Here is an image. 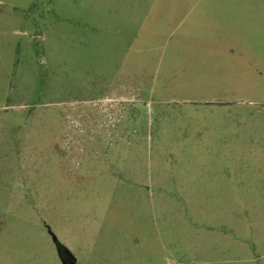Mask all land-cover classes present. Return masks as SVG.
Returning a JSON list of instances; mask_svg holds the SVG:
<instances>
[{
    "label": "rangeland",
    "instance_id": "374dc122",
    "mask_svg": "<svg viewBox=\"0 0 264 264\" xmlns=\"http://www.w3.org/2000/svg\"><path fill=\"white\" fill-rule=\"evenodd\" d=\"M264 264V0H0V264Z\"/></svg>",
    "mask_w": 264,
    "mask_h": 264
},
{
    "label": "water",
    "instance_id": "95a60500",
    "mask_svg": "<svg viewBox=\"0 0 264 264\" xmlns=\"http://www.w3.org/2000/svg\"><path fill=\"white\" fill-rule=\"evenodd\" d=\"M64 254H65L66 258H67V259H65V258L62 257L65 264H75L76 260L73 259V257H71L67 252H65ZM68 261H72V262L69 263Z\"/></svg>",
    "mask_w": 264,
    "mask_h": 264
},
{
    "label": "trees",
    "instance_id": "16d2710c",
    "mask_svg": "<svg viewBox=\"0 0 264 264\" xmlns=\"http://www.w3.org/2000/svg\"><path fill=\"white\" fill-rule=\"evenodd\" d=\"M58 247H59V250H60L61 257L66 258L65 254H64L65 253L64 248L60 247V246H58Z\"/></svg>",
    "mask_w": 264,
    "mask_h": 264
},
{
    "label": "flooded vegetation",
    "instance_id": "af4514ba",
    "mask_svg": "<svg viewBox=\"0 0 264 264\" xmlns=\"http://www.w3.org/2000/svg\"><path fill=\"white\" fill-rule=\"evenodd\" d=\"M65 259H67V258H65ZM69 263H71L72 261H68Z\"/></svg>",
    "mask_w": 264,
    "mask_h": 264
}]
</instances>
